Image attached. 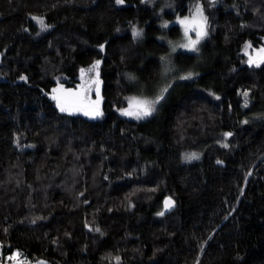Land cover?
Returning a JSON list of instances; mask_svg holds the SVG:
<instances>
[{"label":"trees","instance_id":"16d2710c","mask_svg":"<svg viewBox=\"0 0 264 264\" xmlns=\"http://www.w3.org/2000/svg\"><path fill=\"white\" fill-rule=\"evenodd\" d=\"M196 5L207 37L172 54L183 32L165 25ZM262 46L264 0H0L1 257L264 264V62L247 55ZM81 70L102 80L99 119L52 99ZM169 83L150 117L121 115Z\"/></svg>","mask_w":264,"mask_h":264},{"label":"rangeland","instance_id":"374dc122","mask_svg":"<svg viewBox=\"0 0 264 264\" xmlns=\"http://www.w3.org/2000/svg\"><path fill=\"white\" fill-rule=\"evenodd\" d=\"M202 11L203 18H204V31L207 33L206 29V17L203 12L202 6L201 5H196L194 8H192L191 12L187 15L183 16H178L176 19L173 21H170L167 23V26H170L172 24H177L182 28L183 36L180 40L178 41H172L171 43V53L174 54L178 51H185L189 53H195L198 51L201 43L206 39L207 35L203 36L202 38H199V43L196 45V51H190L186 48L180 47V45L185 44L188 42V38L185 36V28L187 27L189 29L188 31V37H191L192 40H197V31L199 30L198 25L200 23L201 17L200 14L197 12V8ZM182 20H187V24H182L180 21ZM135 32H140L139 28L133 29L132 33L134 35ZM137 41H141L143 38V34L141 33L140 36H135ZM173 46H175L176 50L172 51ZM248 55V63L249 64H260L264 62V46L258 49H254L253 51H247ZM173 56V55H172ZM172 56H166L163 59L164 64L167 65L169 71L166 73V77H170L173 72H174V67H173V61H172ZM83 75L81 76V80L76 82L74 85H67L66 83H58L52 88V96H56L58 99L56 101V106L60 110V107L58 106L59 103H63L65 97L67 96L68 93H75L78 94L79 98L81 99L82 103L81 104H76L72 105L69 107L67 104H65V107L68 108V110L63 111L64 113L70 114V115H80L84 116L89 119H99L103 116V83L100 77L96 73L93 74H85L82 73ZM55 90V91H54ZM131 97H137V96H131ZM140 98V97H138ZM145 99V98H141ZM149 99V98H147ZM128 106L120 111V113L123 110L128 109ZM101 113V115H95L96 112ZM62 112V111H61ZM88 112L90 113L89 115H85L84 113ZM153 114V113H152ZM122 115V114H121ZM127 118L130 119H136V120H143L146 119L150 116L147 117H142V118H136L135 116H127L123 115ZM2 248L0 246V264H21V261L19 259V253L18 251H15L11 256H8L6 258H2ZM33 264H49L46 261H39L37 263Z\"/></svg>","mask_w":264,"mask_h":264},{"label":"snow or ice","instance_id":"6c2138e0","mask_svg":"<svg viewBox=\"0 0 264 264\" xmlns=\"http://www.w3.org/2000/svg\"><path fill=\"white\" fill-rule=\"evenodd\" d=\"M123 0H117V3H122ZM197 12L200 14L201 20L200 23L198 25L199 30L197 31V40H192L191 37H188V31L189 29L186 27L185 28V36L188 38V42L185 44L180 45V47L186 48L190 51H196V45L199 43V38H202L203 36L207 35L206 31H204V18H203V14L202 11L199 9V7L197 8ZM33 19L37 20V22L40 24L41 30H46V28L48 27L43 19H39L36 17H33ZM180 23L182 24H187L188 21L187 20H182L180 21ZM165 27H167V25H165ZM135 36H140L141 33L140 32H135L134 33ZM176 48L175 46H173L172 51H175ZM162 59H166V58H162ZM99 61L96 62V64H94L92 66V68L89 71H95L98 66H99ZM259 66V65H257ZM82 73L84 70H81ZM169 71L167 65H165V69L164 72L165 74ZM98 75V73H97ZM192 78V73L189 72L187 75H181L179 77V79L181 80H188ZM169 87H171V84H166L164 87L161 88V90L159 91V93L155 96L154 99H141L138 97H130L129 98V107L126 110H123L121 112L122 115H127V116H135L136 118H142V117H147L152 115V113L156 110V105H158L165 97V94L167 93ZM55 91V90H54ZM245 95H247L245 93ZM52 99L57 100L58 98L56 96H53ZM82 101L79 98L78 94L75 93H68L67 96L64 99L63 103H59L58 102V106L60 107V111H66L68 110V108L65 107V104H67L69 107H71L72 105H76V104H81ZM85 115H89L90 113L85 112ZM95 115H101V113H99L98 111L95 113ZM226 135H230V134H226ZM188 159H194L197 158L195 156V154H192V156L187 157ZM219 163V162H218ZM174 206V202L169 200L165 201V207L166 209H169L171 207ZM164 213L161 212L160 215H163ZM99 229H97L98 231Z\"/></svg>","mask_w":264,"mask_h":264},{"label":"water","instance_id":"95a60500","mask_svg":"<svg viewBox=\"0 0 264 264\" xmlns=\"http://www.w3.org/2000/svg\"><path fill=\"white\" fill-rule=\"evenodd\" d=\"M171 200V201H173L174 202V206L173 207H171V208H169V209H166V207H165V201L166 200ZM165 201H164V210H165V213H168V212H171V211H173L174 209H175V207H176V203H175V201L173 200V199H171V198H167Z\"/></svg>","mask_w":264,"mask_h":264}]
</instances>
